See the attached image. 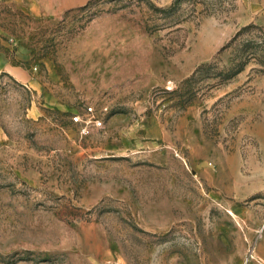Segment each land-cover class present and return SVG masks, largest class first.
<instances>
[{"label":"rangeland","instance_id":"obj_1","mask_svg":"<svg viewBox=\"0 0 264 264\" xmlns=\"http://www.w3.org/2000/svg\"><path fill=\"white\" fill-rule=\"evenodd\" d=\"M0 264H264V0H0Z\"/></svg>","mask_w":264,"mask_h":264},{"label":"built area","instance_id":"obj_2","mask_svg":"<svg viewBox=\"0 0 264 264\" xmlns=\"http://www.w3.org/2000/svg\"><path fill=\"white\" fill-rule=\"evenodd\" d=\"M71 123L75 125L82 137L89 136L93 131L104 128L103 111L94 105H86L82 111H76L70 116Z\"/></svg>","mask_w":264,"mask_h":264},{"label":"crops","instance_id":"obj_3","mask_svg":"<svg viewBox=\"0 0 264 264\" xmlns=\"http://www.w3.org/2000/svg\"><path fill=\"white\" fill-rule=\"evenodd\" d=\"M3 69L6 72H8L9 74H11L15 79H19V80H22L24 82L28 81V75L22 69H20L17 66H13V65L6 63L3 66Z\"/></svg>","mask_w":264,"mask_h":264}]
</instances>
